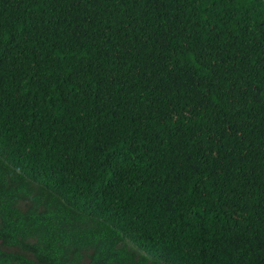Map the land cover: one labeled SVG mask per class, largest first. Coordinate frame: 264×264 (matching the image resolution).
<instances>
[{
	"label": "trees",
	"instance_id": "1",
	"mask_svg": "<svg viewBox=\"0 0 264 264\" xmlns=\"http://www.w3.org/2000/svg\"><path fill=\"white\" fill-rule=\"evenodd\" d=\"M0 264H264V0H0Z\"/></svg>",
	"mask_w": 264,
	"mask_h": 264
}]
</instances>
